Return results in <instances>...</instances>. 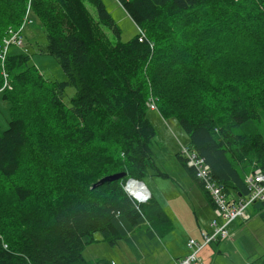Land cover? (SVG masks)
<instances>
[{
  "label": "trees",
  "instance_id": "obj_1",
  "mask_svg": "<svg viewBox=\"0 0 264 264\" xmlns=\"http://www.w3.org/2000/svg\"><path fill=\"white\" fill-rule=\"evenodd\" d=\"M88 1L97 17L86 0H0V48L30 4L33 23L47 35L41 52L67 76L46 78L25 45L8 53L11 87L3 88L0 60L11 117L0 129V264H93L83 251L98 232L139 253L143 236L160 243L173 228L170 217L154 195L139 202L125 189L150 170L167 176L152 148L151 100L164 119L178 120L188 146L231 198L246 196V177L264 171L257 129L264 114V0H118L147 34L127 42L104 2ZM69 86L76 88L70 106L62 98ZM243 90L253 105L243 104ZM177 159L213 208L181 152ZM121 172L126 176L93 187ZM253 205L264 221V200Z\"/></svg>",
  "mask_w": 264,
  "mask_h": 264
},
{
  "label": "rangeland",
  "instance_id": "obj_2",
  "mask_svg": "<svg viewBox=\"0 0 264 264\" xmlns=\"http://www.w3.org/2000/svg\"><path fill=\"white\" fill-rule=\"evenodd\" d=\"M102 1L120 27V39L123 42L131 40L139 33V27L118 0ZM86 3L93 15L97 17L96 8L88 0ZM29 6L27 7L29 8ZM27 14L34 22L33 11L30 10L28 13V9H26L24 18ZM140 29L147 37L146 31L143 28ZM104 31L113 42L118 41L113 30L105 27ZM23 34L27 51L31 55V62L39 68L40 72L50 80H65L66 73L57 59L49 53L41 52L48 42L44 28L38 22L28 24L24 28ZM18 49L24 50V48L11 45L9 52L16 53L19 52ZM250 69L256 70L258 66L251 64ZM263 81L264 74L260 79V82ZM3 86L10 88L11 79L7 83L4 81ZM75 93L76 88L73 86H69L64 91L62 98L68 106L71 105V98ZM240 97L245 98L244 105L254 104L253 100H250L249 92L243 90ZM259 114L257 129L264 135V114L261 111ZM148 117L156 129V136L152 144L155 161L167 176H152L155 171L150 170V175L143 180V183L160 202L170 217L173 228L169 233L159 238V244L146 236L140 238L141 253L137 252L125 240H120L113 246L103 240L101 233L98 232L96 233L97 241L88 245L83 251V256L93 264H170L178 256L184 257L193 251L188 247L190 240L202 241V231H213L210 225L214 218V210L209 204L204 190L191 178L177 159V153L188 145L186 132L176 118L164 119L157 110L149 109ZM10 119V103L3 98V94L0 92L1 130L8 128ZM3 191L6 194V189H0V194L4 195ZM248 212L249 218H245L247 220L239 217L228 227L229 231L234 234L233 239L222 240L221 244L219 243L220 246L217 242L208 245L200 253L201 263L199 264H203V262L204 264H218L224 263L225 260L226 264L264 263V221L253 204L248 207ZM237 223H240L242 227L238 229L239 235L235 238L234 229L238 225ZM235 241L237 243H234ZM225 243H229L230 246L226 248ZM211 255L214 256L210 258Z\"/></svg>",
  "mask_w": 264,
  "mask_h": 264
},
{
  "label": "built area",
  "instance_id": "obj_3",
  "mask_svg": "<svg viewBox=\"0 0 264 264\" xmlns=\"http://www.w3.org/2000/svg\"><path fill=\"white\" fill-rule=\"evenodd\" d=\"M31 6L28 8V13ZM33 20L27 14L23 24L17 31H11L4 39L0 48V60L3 67V75L5 82L10 80L9 73L5 70V61L9 53V47L16 45L20 48H25L24 28L28 24H32ZM141 34L140 40L145 38L143 30L139 28ZM5 88V87H3ZM151 110H157L158 106L154 100L149 104ZM181 154L187 161V165L194 170L196 178L202 183L205 191L213 202L214 218L211 221L213 227L212 232L203 231L202 241L190 240L188 247L191 249L187 256L173 259L170 264H199L201 263L200 253L208 245L222 240L232 239L233 235L229 231V225L239 217L248 218L245 213L246 208L257 200H264V171L261 168L255 169L246 177L248 185V194L240 198H231L212 176L211 167L204 157L200 156L196 151L188 145L183 147ZM245 208V209H244Z\"/></svg>",
  "mask_w": 264,
  "mask_h": 264
},
{
  "label": "water",
  "instance_id": "obj_4",
  "mask_svg": "<svg viewBox=\"0 0 264 264\" xmlns=\"http://www.w3.org/2000/svg\"><path fill=\"white\" fill-rule=\"evenodd\" d=\"M126 176V172H121V173H115L112 175H107L101 179H99L94 185L93 187H97L100 186L106 182H110V181H114L117 179H120L122 177ZM136 185V187H135ZM132 188V189H131ZM125 189L127 190V192L133 196L136 200H138L139 202H145L147 201L150 197H151V193L150 191L146 188L145 184L143 183V181L141 180H136L133 178H130L126 185H125ZM138 189L140 193L145 192V197L140 198L137 196V194H135L132 190ZM138 192V194H139Z\"/></svg>",
  "mask_w": 264,
  "mask_h": 264
},
{
  "label": "crops",
  "instance_id": "obj_5",
  "mask_svg": "<svg viewBox=\"0 0 264 264\" xmlns=\"http://www.w3.org/2000/svg\"><path fill=\"white\" fill-rule=\"evenodd\" d=\"M151 195H152V194H151ZM248 213H250V212H248ZM248 213H247L246 215H247L248 218H249ZM248 218H247V219H248ZM247 219L244 218V220H247ZM235 221H236V220H235ZM235 221H234V222H235ZM232 223H233V222H232ZM232 223H231V224H232ZM231 224H230V225H231ZM237 224H238V223H237ZM230 225H229V226H230ZM240 227H242V226H241V224L239 223V224L236 226V228L234 229V231H235V233H236L235 238H237L238 235H239V232H238L239 230H238V229H239ZM202 232H203V231H202ZM231 233H232V232H231ZM232 234H233V233H232ZM233 237H234V234H233ZM232 239H233V238H232ZM227 240H228V239H227ZM220 242H221V241H217L218 244H219ZM224 242H229V241H224ZM224 242H222V243H224ZM234 243H237V242L235 241ZM220 244H221V243H220ZM220 244H219V246H220ZM224 246H225L226 248H228V247L230 246V244H229V243H225ZM209 252L212 253V251H209ZM213 256H214V255H211L210 258L213 257ZM179 257H183V256H178L177 258H179ZM212 262H213V260H212ZM203 264H204V262H203ZM218 264H226V260L224 261V263H221V262H220V263H218Z\"/></svg>",
  "mask_w": 264,
  "mask_h": 264
},
{
  "label": "bare ground",
  "instance_id": "obj_6",
  "mask_svg": "<svg viewBox=\"0 0 264 264\" xmlns=\"http://www.w3.org/2000/svg\"><path fill=\"white\" fill-rule=\"evenodd\" d=\"M135 187H136V185H135ZM132 189V188H131ZM135 194H137V196L138 197H140V198H143V197H145V192H142V193H140L139 192V190L138 189H135V190H132ZM138 192H139V194H138ZM252 205V204H251ZM250 206V205H249ZM248 206V207H249ZM248 207L246 208V211H245V213H247L248 212ZM245 209V208H244ZM211 226V225H210ZM212 227V226H211ZM213 228V227H212ZM209 232V231H208Z\"/></svg>",
  "mask_w": 264,
  "mask_h": 264
}]
</instances>
